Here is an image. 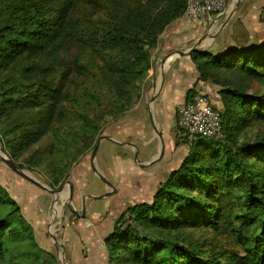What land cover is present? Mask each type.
Instances as JSON below:
<instances>
[{
	"label": "trees",
	"instance_id": "16d2710c",
	"mask_svg": "<svg viewBox=\"0 0 264 264\" xmlns=\"http://www.w3.org/2000/svg\"><path fill=\"white\" fill-rule=\"evenodd\" d=\"M188 1L0 0V144L8 156L60 182L94 146L101 91L115 115L133 106L161 35ZM191 58L198 81L218 89L223 136L189 141L151 201L123 210L105 238L110 264H264V137L250 135L264 125V41ZM194 230L225 233L239 249L203 247ZM50 256L0 185V264H58Z\"/></svg>",
	"mask_w": 264,
	"mask_h": 264
},
{
	"label": "rangeland",
	"instance_id": "374dc122",
	"mask_svg": "<svg viewBox=\"0 0 264 264\" xmlns=\"http://www.w3.org/2000/svg\"><path fill=\"white\" fill-rule=\"evenodd\" d=\"M236 1L230 0L229 7L221 14L223 22H218L213 34L212 20L215 16L201 22L189 20L184 15L180 17L183 18L180 23L192 30L193 39L187 47L201 48L204 37L213 40L219 34L222 40L231 39L246 45L263 42L264 5L258 6L257 2L260 0H253L248 12L241 18L243 3L239 0L234 8ZM261 1L264 3V0ZM202 25L205 27L204 30L199 29ZM232 46L234 45H228L226 48ZM212 52L216 54L219 51ZM159 63V60L152 57L151 78L159 74ZM164 74L153 101L151 99L154 92L150 91V86L147 88L144 86L145 79L140 84V94L133 106L120 114L115 115L118 111L115 113L113 111L111 96L106 94V91H101L104 94L102 105L92 107L95 114L102 116L94 146L79 153L68 174L62 176L60 182L55 183V173L42 166L34 167L33 170L26 165L22 166L48 188L62 187L59 193L45 190L29 181L20 172L12 170L3 160L9 157L8 154L5 152V155L0 150V185L5 187L21 206L24 216L34 228L39 246L51 254L48 258L50 262L53 263L54 255L58 264H84L88 256L86 245L92 240V233L98 230L99 242L105 240L123 210L132 204L151 201L160 183L178 167L189 151V141L194 138L175 123L182 103L169 104L161 98ZM255 88L259 90L262 86L255 83ZM166 93L171 95L169 91ZM196 93L205 94L212 105L221 109L222 104L220 98L216 97V92ZM159 132L162 134L163 145ZM250 133L264 137V125L255 127ZM105 135L123 143L135 144L138 147L139 162L142 164L136 161V150L131 146H122L110 139H103L94 160L98 173L96 174L92 167V151L98 139ZM13 162L18 165V162ZM71 191V204L68 205ZM108 192L111 193L103 198L92 197ZM83 208L85 213L82 217ZM192 237L199 238L203 242L201 243L203 247L212 246L228 251L239 249L238 243L225 233L194 230ZM107 264H110L108 253Z\"/></svg>",
	"mask_w": 264,
	"mask_h": 264
},
{
	"label": "crops",
	"instance_id": "0c3cea01",
	"mask_svg": "<svg viewBox=\"0 0 264 264\" xmlns=\"http://www.w3.org/2000/svg\"><path fill=\"white\" fill-rule=\"evenodd\" d=\"M252 2L254 1L242 0L243 4L241 11L243 14L241 13V18L248 12L250 3ZM257 3L258 6L264 5L261 0ZM181 19L183 18H179L171 23L161 35L158 46L154 49L152 54L153 58L155 57L160 61L159 74H157L156 77L151 78L153 71L151 72L150 70L149 75L144 82V86H146V88L150 86V91L152 90L155 94L160 85L162 74L165 73L161 98L165 99L169 104H175L176 102L183 104L186 102L187 91L193 88L195 89V93L205 92L213 94V92H216V97H219L216 86L202 80L198 81V72L194 62L192 61L191 52H187V50L193 48L187 47L193 39L192 30L189 27L182 25L180 23ZM212 22L214 26L211 30V34L214 33L218 22H223L221 14L215 15ZM247 27L250 29L248 25ZM199 29L204 30L205 27L202 25ZM203 39L204 42L199 49L210 52L214 50H223L228 45L236 46L237 44H240L231 39L227 40L224 38L222 40L220 34L213 40H207L205 37ZM178 51H181L182 53H177ZM167 87L169 88L166 89ZM166 90L171 93L170 96L166 93L168 92ZM99 233L100 232L98 230L94 231L91 235L92 240H90V242L86 245L88 247V256L85 258L84 264H107V249L105 246V240L102 239V241L99 242Z\"/></svg>",
	"mask_w": 264,
	"mask_h": 264
},
{
	"label": "built area",
	"instance_id": "2783aa9c",
	"mask_svg": "<svg viewBox=\"0 0 264 264\" xmlns=\"http://www.w3.org/2000/svg\"><path fill=\"white\" fill-rule=\"evenodd\" d=\"M229 2L230 0H189L183 15L194 22H201L225 12ZM176 123L193 138L223 136L220 111L202 93H195L179 107Z\"/></svg>",
	"mask_w": 264,
	"mask_h": 264
},
{
	"label": "water",
	"instance_id": "95a60500",
	"mask_svg": "<svg viewBox=\"0 0 264 264\" xmlns=\"http://www.w3.org/2000/svg\"><path fill=\"white\" fill-rule=\"evenodd\" d=\"M238 2H239V0H237L236 3L234 4V8L238 5ZM193 50H201V49H199V48H197V47H193V48H190L189 50H187V52L190 53V52H192ZM177 53H182V52H181V51H178ZM172 57H173V56H172ZM167 58H168V57H167ZM170 59H171V58H170ZM165 61H166V59H165ZM163 84H164V81H163ZM162 87H163V85H162ZM157 94H158V93L156 92V93L153 95L151 101H153V100L156 98ZM158 134H159V137L161 138V143H162V145H163L162 134H161L160 132H159ZM103 139H110V140H112V141H114V142H116V143L121 144L122 146H131L132 148H134V149L136 150V154H135V159H136V161H137L138 163L142 164L141 162H139V152H138V147H137L135 144H133V143H123V142H120V141L114 139L112 136L105 135V136H101V137L98 139V141H97V143H96V145H95V147H94V149H93V151H92V157H91V159H92V167H93V170L95 171L96 174H98V173H97V169H96L95 164H94V160H95V156H96V154H97V151H98V149H99L100 142H101V140H103ZM0 150L6 155L4 149H3L1 146H0ZM3 160H4V162H5V163H6V164H7L12 170H15V171H17V172H20V173L23 174V175H24L29 181H31L32 183L36 184L37 186H39V187H41V188H43V189H45V190H48V191H50V192H52V193H59V192L63 189L62 187H61L60 189H50V188H48L46 185H44V184H43L38 178H35V177L31 176V175L28 173V171H26V169H24L23 167L17 165L16 163H14L9 157L4 158ZM99 176H100V178H101L102 180H104L105 182H107V180H106L103 176H101V175H99ZM107 183H108V182H107ZM110 193H111V192H108V193L105 194V195L92 196V197H94V198H103L104 196H106V195H108V194H110ZM71 199H72V191H71V194H70V196H69V202H68V205L71 204ZM84 213H85V208H83V212H82V214H81L82 217L84 216ZM76 214H77V213H76Z\"/></svg>",
	"mask_w": 264,
	"mask_h": 264
},
{
	"label": "bare ground",
	"instance_id": "6f19581e",
	"mask_svg": "<svg viewBox=\"0 0 264 264\" xmlns=\"http://www.w3.org/2000/svg\"><path fill=\"white\" fill-rule=\"evenodd\" d=\"M163 73V72H162ZM160 79V78H159ZM162 79V78H161Z\"/></svg>",
	"mask_w": 264,
	"mask_h": 264
}]
</instances>
